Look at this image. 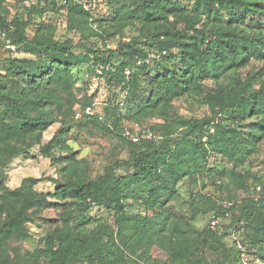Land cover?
<instances>
[{"label": "trees", "instance_id": "trees-1", "mask_svg": "<svg viewBox=\"0 0 264 264\" xmlns=\"http://www.w3.org/2000/svg\"><path fill=\"white\" fill-rule=\"evenodd\" d=\"M4 1L0 0V36L24 46L36 58H15L4 73L0 72V162L9 159L8 148L13 154L23 152L31 142L41 140L55 113V109L45 111L43 104L48 100L58 103V94L44 89L53 86L60 94L68 93L74 81L71 69L83 63L100 67L108 84L125 90L123 100L105 104L103 114L83 115L97 126L163 109L186 93L203 96L211 109L210 115L185 120L166 113L165 122L155 125L161 130L158 139L133 135L138 139L128 142L126 156L93 180L76 176L62 184L55 179L58 197H79L86 210H100L97 219L108 213L117 227L107 221L81 233L64 217V224L55 226L42 239L45 245L39 256L60 264H131L125 247L154 246L159 242L157 236L173 231L180 243L164 250L167 260L180 262L199 242L208 240L221 245L229 259L231 253L225 249L222 234L210 223L213 219L219 224L228 213L222 233L233 237L245 229L250 245L224 264H244V252L258 256L264 264V182L259 181L262 191L254 197L248 190L247 176L236 171L246 163L254 145L264 139V79L255 87L254 74L245 81L238 76L250 57L264 60V1L100 0L95 10H87L75 0H21L28 18L16 16L11 21L3 13ZM102 4L107 5L105 13L100 10ZM61 9L77 43L70 38L56 40L50 23H42L32 38L25 35L32 13H58ZM127 23H140L139 36L148 34L162 53L154 70L146 65L149 53L141 36L120 41L115 48L106 45L107 38ZM204 79H213L216 88L210 91L203 87L200 81ZM84 107L91 108V102ZM72 108L69 112L59 110L60 116L64 115L62 126L42 144L43 152L49 154L64 144ZM179 125L185 129L174 133ZM212 155L221 167L207 168ZM67 159V171L79 173L75 159ZM207 169L221 175L224 187L220 191L229 206L217 205L211 198L203 206L187 203L193 219L213 212L208 226L197 235L190 223L179 221L177 206L171 200L179 194L185 177L193 179ZM35 182L26 178L19 187L8 189L0 181L1 249H7L13 237H29L27 223L32 211L47 205L46 195L34 189ZM134 196L141 200L137 208L127 202ZM83 216L92 219L89 214Z\"/></svg>", "mask_w": 264, "mask_h": 264}, {"label": "rangeland", "instance_id": "rangeland-1", "mask_svg": "<svg viewBox=\"0 0 264 264\" xmlns=\"http://www.w3.org/2000/svg\"><path fill=\"white\" fill-rule=\"evenodd\" d=\"M32 1L34 3L39 2V0ZM4 3L3 13L8 20L11 21L16 16L23 17L24 20L28 18L26 7L23 6L25 4H22L21 0H5ZM187 4H189L188 1ZM41 5L46 4L41 3ZM101 6H103V10L100 9L101 12L105 13L107 5L102 4ZM47 7L49 6L47 5ZM62 12H64V9L59 10L58 13L49 12L43 15L32 13V20L26 26L25 35L32 38L36 31L40 29L42 23H50L53 26L52 35L56 40L64 42L70 38L73 39L74 43H77L78 38L70 30L67 15ZM141 27L140 23H127L118 27L116 33L107 38L106 45L115 48L120 41L129 42L133 38H137ZM140 36L149 53L148 59L145 60L146 65L150 64L154 70L157 61L161 59L162 53L158 51L156 44L148 39L150 38L148 34L141 33ZM103 47L105 46L103 45ZM23 57L36 58V54H31V52L25 50L24 46H18L7 37L0 36L1 73L5 72L4 68L10 66L15 58ZM140 65L142 64L140 63ZM71 71L74 81L69 85L68 93L63 92V94H60L53 86L44 89V92L50 91L58 94V103H52L48 100L43 104L45 111L55 109V113L53 112V115H51L53 123L42 132L41 140L31 142L26 151L23 152L13 154L14 150L8 148L7 155L9 159L0 162V181L2 185L8 189H15L22 185L24 179L33 178L36 181L33 185L34 189L45 194L47 199V205L40 207L35 212L32 211L31 219L27 223L29 237L25 239L13 237L8 241L7 249L0 248V264H49L48 262L60 264L51 258L39 256V250L44 248L45 245L42 239L55 226L63 225L64 217L69 218L71 227L76 232L81 233L94 229L99 223L107 221L117 227L116 223L111 221L112 217L108 213L97 219L100 210L93 209V207L86 210L83 200L79 197H58L55 179L65 184L69 177L80 176L87 180L99 177L105 172L107 166L113 164L118 158L126 156L128 142L136 137L133 135H145L150 139H158L161 130L157 129L155 125L165 122L166 113L170 117L182 120L190 117L201 118L211 113L210 105L203 96L196 93H186L166 104L163 109H154L146 114L139 115V117L125 119L116 122V124L114 120L103 121L97 126L91 119L85 118L83 115L103 114L105 104L122 101L125 90L108 84L105 78L101 77L102 69L90 63L74 66ZM238 73L243 81L246 80V76L254 74V77H252L254 86L259 87L260 80L264 79V60L250 57L247 63L238 70ZM152 75L155 76L156 72H153ZM200 84L210 91L216 88L213 79H204L200 81ZM90 102L92 107L85 108L84 105ZM70 107H73V112L67 118L71 123V127L64 134V144L53 148L54 150L49 154L43 152L41 150L42 144L51 139L57 133L59 127L62 126L61 120L64 115L61 114L60 116L59 110L69 112ZM184 129L185 126L183 125L176 126L174 133H180ZM254 146V151L249 155L246 163L237 167L236 171L247 176L248 190L254 197H257L262 191L260 182H264V139ZM68 156L73 157L81 168L79 173L74 174L67 171ZM218 166L221 167L222 165L217 163L215 155L210 156L207 168ZM223 187L224 183L221 180V175L211 169H207L203 175H195L193 179L185 177L179 184V194L171 200V203L177 206V211L180 214L179 221L190 223L196 234L199 235L202 229L208 226L213 212L201 213L193 219L191 218L192 212L189 211V207L187 208V203H200L203 206L211 198L217 202V205L228 207L229 202L224 195L222 196L220 191V188ZM244 195L242 194L241 197ZM241 197L238 198L240 202L243 200ZM140 201L135 196L127 200L132 208H137L138 204L141 203ZM84 214L91 215L92 219L90 221L86 220ZM229 217L230 214L227 213V219L219 220V224L218 222L213 224V219L210 223L222 234L221 240L225 245V249L231 253V258H233L238 251L248 249L250 244L246 239L245 229L235 232L233 237L222 233ZM157 237L159 242L157 241L154 246L125 247V256L130 263L224 264L229 259L231 260V258L228 259L225 256L224 248L221 245L208 240L207 243L204 241L199 242L191 255L182 258L180 262L173 263L166 259L164 250L177 246L180 243L179 237L173 231L164 232ZM242 258L247 264L249 261L261 264L258 256L249 255L248 252L246 254L245 252L242 253ZM66 264L81 263L68 262Z\"/></svg>", "mask_w": 264, "mask_h": 264}, {"label": "built area", "instance_id": "built-area-1", "mask_svg": "<svg viewBox=\"0 0 264 264\" xmlns=\"http://www.w3.org/2000/svg\"><path fill=\"white\" fill-rule=\"evenodd\" d=\"M66 1L67 0H64V2ZM75 1L79 3L80 5H82L87 10H95L100 0H75ZM138 63H141V61H138ZM137 139H138L137 137H134V140H137ZM212 223L215 224L216 221L213 220ZM244 263L247 264L246 262Z\"/></svg>", "mask_w": 264, "mask_h": 264}]
</instances>
